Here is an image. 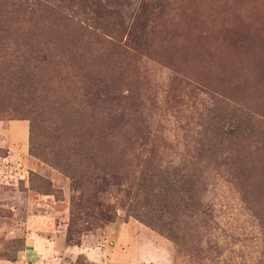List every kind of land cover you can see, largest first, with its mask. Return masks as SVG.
I'll use <instances>...</instances> for the list:
<instances>
[{
    "label": "rangeland",
    "instance_id": "1",
    "mask_svg": "<svg viewBox=\"0 0 264 264\" xmlns=\"http://www.w3.org/2000/svg\"><path fill=\"white\" fill-rule=\"evenodd\" d=\"M0 29V122L26 125L0 261L264 264V0H0Z\"/></svg>",
    "mask_w": 264,
    "mask_h": 264
},
{
    "label": "crops",
    "instance_id": "2",
    "mask_svg": "<svg viewBox=\"0 0 264 264\" xmlns=\"http://www.w3.org/2000/svg\"><path fill=\"white\" fill-rule=\"evenodd\" d=\"M4 129V130H3ZM25 129H26V125L25 123L21 122V121H10L7 123L6 127L3 128L2 123L0 122V133H7L10 134V136L13 137V140L18 141L21 140V138L24 136L25 134ZM11 139V138H10ZM29 255L28 253H25L21 256V258H19L18 260L14 261V262H7V261H0V264H22V262H26L28 263L27 258H33L36 257L38 255V253H42L45 252V261H47V264H59V262L57 260H59L56 256L52 255L53 254V249L51 248L50 245H47L46 247L44 246H33V248H30L29 251ZM91 252V253H90ZM86 252L85 256L87 259H89V257H92L93 252ZM49 260V261H48ZM40 258L39 261H35L33 262L34 264H39L40 263Z\"/></svg>",
    "mask_w": 264,
    "mask_h": 264
},
{
    "label": "trees",
    "instance_id": "3",
    "mask_svg": "<svg viewBox=\"0 0 264 264\" xmlns=\"http://www.w3.org/2000/svg\"><path fill=\"white\" fill-rule=\"evenodd\" d=\"M5 30L6 29H4L3 32H5ZM0 32H2L1 29H0ZM34 32H37V31L35 29H31V31H29V30L22 31V34H26V37L29 38L31 36H35V35L38 34V33H34ZM57 36H58V40H57L58 46H61V47L65 48V50L70 51L69 49L70 48H73L75 46V44L73 43L72 40H69V41L67 40V38H66L67 33L65 35V34H63L62 31H60L59 33H57ZM22 43H23V41H22ZM26 44H28V43H26ZM104 86L107 87L106 85H104ZM171 190H172V183L171 182H168L166 184V188L164 189L163 194L162 193L160 194L158 200L159 201H167V200H170L171 201L170 197L169 198L167 197L169 195V193H170ZM72 219L74 220V219H77V218L76 217H72ZM169 238H171V237H169ZM173 242H174L175 245H177L175 241H173ZM10 261H14V259H11Z\"/></svg>",
    "mask_w": 264,
    "mask_h": 264
}]
</instances>
